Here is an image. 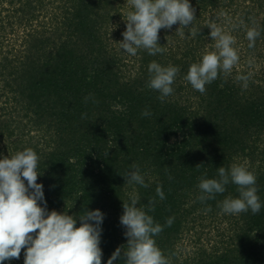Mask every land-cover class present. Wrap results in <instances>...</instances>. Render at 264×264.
Masks as SVG:
<instances>
[{
  "label": "trees",
  "instance_id": "1",
  "mask_svg": "<svg viewBox=\"0 0 264 264\" xmlns=\"http://www.w3.org/2000/svg\"><path fill=\"white\" fill-rule=\"evenodd\" d=\"M190 3L198 35L175 34L177 24L159 32L163 54L130 56L117 44L127 0H0V159L33 149L48 211L105 215L102 264L118 247L126 251L119 218L134 190L138 206L156 200L149 215L163 226L154 239L168 264H264V0ZM221 11L227 17L218 19ZM211 21L235 37L240 61L201 94L184 77L215 51ZM253 26L261 36L249 49L246 29ZM152 61L180 69L163 103L146 86ZM249 73L244 88L236 76ZM145 110L151 115L143 117ZM133 164L148 188L125 184ZM233 164L257 177L256 215L221 214L218 204L238 197L232 183L214 200H198L200 177L218 178L219 167ZM25 250L4 264H24ZM123 251L114 264H124Z\"/></svg>",
  "mask_w": 264,
  "mask_h": 264
},
{
  "label": "clouds",
  "instance_id": "2",
  "mask_svg": "<svg viewBox=\"0 0 264 264\" xmlns=\"http://www.w3.org/2000/svg\"><path fill=\"white\" fill-rule=\"evenodd\" d=\"M127 6L130 10L123 19L126 31L122 33L123 40L115 43L130 56H136L138 50H145L151 56L163 54L166 46L159 44V32L161 29L171 30L177 24L179 27L175 34L184 37V30L188 29L189 36L198 35V29L193 26L196 9L190 0H127ZM221 17H227V13L221 11L217 18ZM236 27L238 25H233V28ZM207 28L210 29L215 51L206 52L198 62L192 63L184 77L201 94L206 92V85L221 74L230 75L240 61L235 37L215 21L209 22ZM260 36L261 31L257 26L246 29L249 49L255 48ZM179 71L178 67H164L156 61L148 65L146 86L159 93L157 99L161 103L173 94V84ZM250 77L251 73L237 75L236 80L247 88ZM150 115L148 110L142 112L143 117ZM38 162L39 156L31 148L0 159V264L19 259L22 249H26L23 253L24 264H102L101 225L105 215L100 210L87 209L78 217L66 212L48 211L44 186L37 183L40 176ZM132 169L123 177L125 184L148 188L149 184L145 182L139 166L133 164ZM217 172L218 178L207 179L206 173L200 177L197 187L201 203L214 200L232 183L237 188L238 197L229 196L220 202L218 207L221 214L240 215L250 210L256 215L260 212L262 203L257 195V177L253 172L236 164L230 169L221 166ZM129 196V201H123V214L119 218L120 225L125 229L126 251H123L125 246L118 247L107 264L121 259L122 251L124 264H168L154 239L163 231V226L149 215L155 210V198L149 199L147 206H138L140 197L135 190ZM156 196L161 201L166 198L162 185L156 187ZM40 202H43V207ZM205 211H211V207ZM172 223L173 218L166 220L167 226Z\"/></svg>",
  "mask_w": 264,
  "mask_h": 264
},
{
  "label": "rangeland",
  "instance_id": "3",
  "mask_svg": "<svg viewBox=\"0 0 264 264\" xmlns=\"http://www.w3.org/2000/svg\"><path fill=\"white\" fill-rule=\"evenodd\" d=\"M35 141H39V142H42V145H43V140H41V137L40 136H38V137H36L35 139H34ZM225 225L223 224L220 228H222V227H224ZM214 227V226H213ZM212 227V228H213ZM213 233H216V232H213Z\"/></svg>",
  "mask_w": 264,
  "mask_h": 264
}]
</instances>
